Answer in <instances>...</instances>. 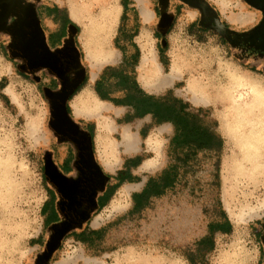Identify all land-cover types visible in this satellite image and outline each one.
Listing matches in <instances>:
<instances>
[{"label": "rangeland", "instance_id": "1", "mask_svg": "<svg viewBox=\"0 0 264 264\" xmlns=\"http://www.w3.org/2000/svg\"><path fill=\"white\" fill-rule=\"evenodd\" d=\"M43 1L66 11L78 28L87 81L70 104L75 119L92 125L100 173L114 175L124 168L126 159L133 157L150 159L155 165L143 169L141 161L132 168L131 174L139 181L131 183L137 185L125 190L129 182L122 183L89 217L87 231L98 233L89 243L67 235L69 230L60 225L45 227L41 209L50 186L44 177V158L57 148L62 155L66 145L55 141L49 126L48 98L42 86L47 77L42 75V81L37 82L19 72L7 53L8 38L0 32V264H264V110L258 113L255 107L240 111L229 96L232 92L235 101L245 103L250 98V82L264 94V56L244 50L225 35L252 23L254 12L241 0H202L217 25L211 28L200 23L197 11L181 0H169V20L155 16L154 0H94V4L91 0ZM123 4L126 11L121 19ZM79 5L89 15H97L100 9L113 13L115 23L106 40L116 54L114 61L101 63L94 57L92 45L83 37L84 14L77 20L70 13ZM143 8L150 12L147 19L141 15ZM142 45L152 51L162 76L169 75L172 65L179 69L169 84L156 88L155 70L138 67ZM137 51V63L132 65ZM125 58L145 92L161 95L170 90L192 109H200L199 115L215 126L222 140L218 149L198 151L181 170L178 181L138 212L132 211L131 195L170 163L167 145L172 125L155 124L150 115L124 123L121 119L130 109L105 101L111 110L102 114L107 115L112 128L104 134L105 139L116 144L125 127L138 142L134 152L115 146L106 154L98 143L99 119L89 117L79 102L86 94L97 96L93 85L100 72L106 66H120ZM239 77L240 84L232 81ZM192 78L214 82L218 93L224 89L226 94L220 93L214 103H194L185 88ZM110 88L111 96L121 95V91ZM147 139L152 145L158 144L157 151L147 146ZM108 181L113 183L112 178ZM212 223H228L224 224L226 232L211 233ZM205 236L212 242L198 245Z\"/></svg>", "mask_w": 264, "mask_h": 264}, {"label": "flooded vegetation", "instance_id": "2", "mask_svg": "<svg viewBox=\"0 0 264 264\" xmlns=\"http://www.w3.org/2000/svg\"><path fill=\"white\" fill-rule=\"evenodd\" d=\"M18 1L0 0V5L9 13V22L13 19L12 13L18 11ZM181 1L197 11L200 23L211 28L217 26L212 13L205 9L202 0ZM241 1L244 7L254 12L253 22L244 25L243 29L234 30L235 32L225 35L244 50L264 56V0ZM154 2L155 16L169 20L170 15L166 12L170 7L169 0H154ZM165 28L162 27L163 30ZM227 28L230 27L227 26ZM75 47L81 62V51L77 41H75ZM70 56L73 59V56ZM72 77L68 84L65 81L53 80L54 88L45 87L46 95H48L49 126L55 141L66 145L65 149H62V155L57 148L49 150L44 158V177L50 186L46 218L53 219L47 227L52 229L60 225V228L69 230L67 235L86 228L89 217L97 211L96 200L99 190L107 180L106 175L100 173L95 162L94 137L89 123H81L73 117L70 101L79 93L81 82L72 86L77 78L73 74Z\"/></svg>", "mask_w": 264, "mask_h": 264}, {"label": "trees", "instance_id": "3", "mask_svg": "<svg viewBox=\"0 0 264 264\" xmlns=\"http://www.w3.org/2000/svg\"><path fill=\"white\" fill-rule=\"evenodd\" d=\"M54 10L58 11L56 7ZM125 11L126 5L123 4L121 19L124 17ZM137 59L138 51L132 58V65L137 63ZM86 81L87 73L85 71L80 83V89ZM42 86L48 88L55 87L53 81ZM111 86L121 91V95L118 97L111 96L113 92V89L110 88ZM93 90L100 100L111 102L115 106H124L130 109L121 119L124 123L130 122L135 118L150 115L155 124L169 123L173 127V134L167 145V154L171 158V161L160 173L149 176L140 191L132 193V211L134 212L141 211L146 207L151 198L159 197L170 189L178 181L181 170L198 151L215 150L222 143L215 126L205 123L199 115L200 109H192L189 103L173 96L170 90L161 95L145 92L136 82L132 68L128 69L127 58H125L123 64L120 66L104 67L94 82ZM45 96L47 97L46 94ZM90 131L93 136L92 125H90ZM141 161V157L126 159L124 168L118 170L114 175H106L107 180L104 183L103 191L98 195L96 200L97 211L107 203L113 191L119 185L124 182L131 183L139 181V178L132 175L130 170L137 167ZM109 178L113 179V183L108 181ZM47 209L48 202L46 200L41 209L45 227L53 221L51 217L46 218ZM224 224L228 223H212L209 225V230L211 233L216 230L226 232V225L224 226ZM87 230L85 228L81 231L72 232L71 234L77 240L89 243L90 237L98 233L97 231ZM211 242V238L205 236L198 242V245Z\"/></svg>", "mask_w": 264, "mask_h": 264}, {"label": "crops", "instance_id": "4", "mask_svg": "<svg viewBox=\"0 0 264 264\" xmlns=\"http://www.w3.org/2000/svg\"><path fill=\"white\" fill-rule=\"evenodd\" d=\"M18 3V11L12 13L11 22L6 8L0 5V32L8 38L7 53L17 70L37 82L42 81L44 75L46 84L53 80L68 84L73 79L72 74L77 77L72 86L81 82L85 70L75 47L76 23L62 8L43 0H19ZM55 7L58 11L54 10Z\"/></svg>", "mask_w": 264, "mask_h": 264}, {"label": "bare ground", "instance_id": "5", "mask_svg": "<svg viewBox=\"0 0 264 264\" xmlns=\"http://www.w3.org/2000/svg\"><path fill=\"white\" fill-rule=\"evenodd\" d=\"M91 3L94 4L96 2L94 0H91ZM143 9H141V10H143ZM147 9L146 10L144 9L143 14H141L144 16L145 19L148 18L149 13H150ZM70 13H71L72 17L77 19V20H78V17L80 14H84L85 24L83 26V37L86 41V44L92 45V47L94 49V57H96L99 60V62H101V63L114 61L116 59V54L111 50V48H108L107 40H106L108 33L112 29V25L115 23V17L113 15V13L111 11L104 12V11H102V9H100V11L97 15H89V13H87V10L82 8L80 5L78 7H76V9L73 8L70 11ZM150 17H151V15H150ZM150 47H152V46H150ZM149 50L150 49H148L145 45H142L140 47L141 54H140V60H139L138 67L140 69H146L148 67H152L155 70V74L152 75L155 78V80H154L155 81V83H154L155 87L160 88L162 86L169 84L174 78H176L177 74H179V69H177V67L172 65L170 67V72H168L169 75L168 76H162V74L160 73L161 71L156 66L154 59L152 58V55L150 54L152 51L150 52ZM246 80H248V78H246ZM232 81H234L237 84H240V82H242V78L241 77L232 78ZM185 88H186V91L190 94L191 100L194 103H203V104L214 103V102H217V100H219V95H221L223 93L226 94L224 89L219 90L220 92L218 93V90H217L218 87L216 86V84L214 82H205L202 78H192L191 80H189L187 82ZM249 94H250V98L248 99V101H246L245 103L240 102V104H243V106H241L237 101H235V95H233L232 92H231V95H229V96L230 97L233 96L234 99L232 98L233 100L231 99V102H232L233 106H235L236 108H239L238 110H240L241 108H245V111H247V110H251L252 108L256 107L258 109L257 112L261 113V111L264 110L263 108L260 109V106L264 105V94L262 93V90L260 88L256 87V85L253 82H250ZM79 102L81 104L82 109L86 111V113L89 117H97V119H99V120H97V128L99 129L98 130L99 131L98 143H99V146L101 147V149L104 153L110 154L113 150V147H115V146L116 147L120 146L122 148V150L124 152H127V153L134 152L138 149L137 139L130 132V130L128 128H125V127L121 131L120 141L117 142L116 144H113V141L111 139H109L108 137H107V140L105 139L104 134L107 135L108 132L112 130V128L109 126V124H110L109 120H108L109 118L107 117V115L102 114L104 111H108L109 109L111 110V108L109 107V105L105 101L100 100L95 95L86 94L85 96H83L79 100ZM234 102L237 105H234ZM113 111L118 112V110H114V109H113ZM75 112L78 113V111H75ZM79 116H80V114H79ZM146 144L148 147H151V149H155L156 151L158 150V144L157 143H155V145L154 144L152 145V142L147 139ZM80 162H82V161H80ZM83 163H85V162H83ZM154 165H155V161L147 159V160L142 161L140 167L143 169H148V168L154 167ZM136 185L137 184L128 183L124 189L130 190L131 188H133ZM4 189H5V187H4ZM88 201H90V200H88ZM83 202H82V204H83ZM83 205H85V204H83ZM150 262L149 261H145V262L135 261V262H132V264H153L154 263V261H150ZM129 264H131V263H129Z\"/></svg>", "mask_w": 264, "mask_h": 264}]
</instances>
